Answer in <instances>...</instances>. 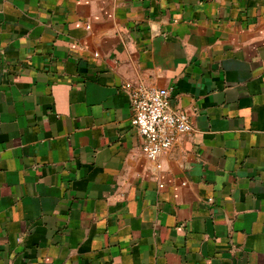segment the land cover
Instances as JSON below:
<instances>
[{
  "label": "crops",
  "instance_id": "0c3cea01",
  "mask_svg": "<svg viewBox=\"0 0 264 264\" xmlns=\"http://www.w3.org/2000/svg\"><path fill=\"white\" fill-rule=\"evenodd\" d=\"M0 264H264V0H0Z\"/></svg>",
  "mask_w": 264,
  "mask_h": 264
},
{
  "label": "built area",
  "instance_id": "2783aa9c",
  "mask_svg": "<svg viewBox=\"0 0 264 264\" xmlns=\"http://www.w3.org/2000/svg\"><path fill=\"white\" fill-rule=\"evenodd\" d=\"M126 87L130 89L131 124L142 138L141 151L146 159L156 160L179 137L192 134L187 114L170 109L168 90L143 84Z\"/></svg>",
  "mask_w": 264,
  "mask_h": 264
},
{
  "label": "water",
  "instance_id": "95a60500",
  "mask_svg": "<svg viewBox=\"0 0 264 264\" xmlns=\"http://www.w3.org/2000/svg\"><path fill=\"white\" fill-rule=\"evenodd\" d=\"M169 104H170V102H169Z\"/></svg>",
  "mask_w": 264,
  "mask_h": 264
}]
</instances>
